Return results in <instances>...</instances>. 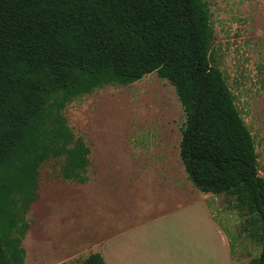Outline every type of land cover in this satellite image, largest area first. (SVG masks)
I'll return each mask as SVG.
<instances>
[{"label":"trees","instance_id":"16d2710c","mask_svg":"<svg viewBox=\"0 0 264 264\" xmlns=\"http://www.w3.org/2000/svg\"><path fill=\"white\" fill-rule=\"evenodd\" d=\"M202 0H0V264H22L23 216L37 170L64 157L65 179L87 166L61 111L107 84L155 73L184 113L179 159L200 192L231 199L264 264V179L252 136L212 64ZM231 253V251H230ZM79 264H105L95 253Z\"/></svg>","mask_w":264,"mask_h":264},{"label":"rangeland","instance_id":"374dc122","mask_svg":"<svg viewBox=\"0 0 264 264\" xmlns=\"http://www.w3.org/2000/svg\"><path fill=\"white\" fill-rule=\"evenodd\" d=\"M202 1L213 30L211 62L252 136L264 179V0ZM61 115L73 141L89 149L88 163L76 179H65L63 156L39 165L37 199L23 216L22 264H79L111 236L138 225L150 230L154 220L186 229L188 222L177 218L192 197L196 230H204L202 215L213 216L205 229L212 230V264H246L258 255L231 199L204 194L186 179L178 154L184 113L166 80L151 73L127 85H103L73 98ZM162 164L183 171L182 198L172 196L160 171H149Z\"/></svg>","mask_w":264,"mask_h":264},{"label":"crops","instance_id":"0c3cea01","mask_svg":"<svg viewBox=\"0 0 264 264\" xmlns=\"http://www.w3.org/2000/svg\"><path fill=\"white\" fill-rule=\"evenodd\" d=\"M150 169L149 171L153 173L161 172L159 179L168 184L173 197L175 193L181 198L186 194L184 188L186 180L182 179L183 171L181 174L175 173L171 166L165 164H162L160 169ZM193 198L184 206L186 212L177 218L188 222L186 229H166L164 221L159 223L154 220L152 227L148 225L151 227L150 230L138 225L111 236L107 241L101 242L97 254L102 257L105 264H212V230L205 229L213 225L211 221L213 216L202 215L204 230H196L197 215L190 211L196 207ZM145 236L152 239H141ZM221 243H224L229 253L228 239L221 237ZM230 261L233 264L232 260Z\"/></svg>","mask_w":264,"mask_h":264}]
</instances>
